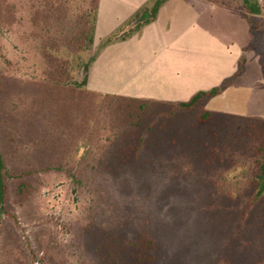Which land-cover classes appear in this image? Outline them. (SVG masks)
<instances>
[{
  "label": "rangeland",
  "instance_id": "rangeland-1",
  "mask_svg": "<svg viewBox=\"0 0 264 264\" xmlns=\"http://www.w3.org/2000/svg\"><path fill=\"white\" fill-rule=\"evenodd\" d=\"M151 2L0 0V264H264V0Z\"/></svg>",
  "mask_w": 264,
  "mask_h": 264
},
{
  "label": "trees",
  "instance_id": "trees-1",
  "mask_svg": "<svg viewBox=\"0 0 264 264\" xmlns=\"http://www.w3.org/2000/svg\"><path fill=\"white\" fill-rule=\"evenodd\" d=\"M167 0H152L150 6H145L141 9H139L125 24V26H130V29L127 32L122 33L120 37L117 35H113L112 37H109L105 40V43H110L113 40L116 39H125L129 35L133 34L134 32L138 31L143 25L148 24L152 22L158 13L159 8L165 3ZM244 7L248 10L250 14H259V9L257 6L249 7L247 0H244ZM249 21V20H248ZM94 22H95V15L93 19V26H91V33L90 35V44H92V37H93V30H94ZM250 23V21H249ZM132 26V27H131ZM251 34H252V28H251ZM119 37V38H118ZM84 70L86 71L87 65L83 66ZM263 76H264V64H263ZM78 88H84L86 87V75L83 79L80 80V83L77 84ZM214 93V91H211L209 94L211 95ZM205 96V94H196L190 102L186 104H182L185 107H191L194 104L198 102V100ZM205 115H208L206 113ZM261 173L258 176V178L263 181V184L261 185L260 189L256 191V195L260 196L264 192V161L260 165ZM9 175V172L6 168V165L4 163V160L2 158V155L0 153V215L5 210V199H6V184H5V178ZM9 177V176H8Z\"/></svg>",
  "mask_w": 264,
  "mask_h": 264
},
{
  "label": "crops",
  "instance_id": "crops-1",
  "mask_svg": "<svg viewBox=\"0 0 264 264\" xmlns=\"http://www.w3.org/2000/svg\"><path fill=\"white\" fill-rule=\"evenodd\" d=\"M169 1H171V0H167L165 3H163V5L159 8L157 15L160 13L161 9H162L166 4L169 3ZM157 15H156V18H155V19H157ZM97 16H98V13L96 14V18H95L94 26H96L97 23H98V22H97V18H98ZM155 19H154V20H155ZM154 20H153V21H154Z\"/></svg>",
  "mask_w": 264,
  "mask_h": 264
}]
</instances>
